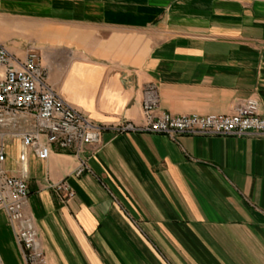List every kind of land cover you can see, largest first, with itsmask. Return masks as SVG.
Wrapping results in <instances>:
<instances>
[{"label":"crops","instance_id":"obj_1","mask_svg":"<svg viewBox=\"0 0 264 264\" xmlns=\"http://www.w3.org/2000/svg\"><path fill=\"white\" fill-rule=\"evenodd\" d=\"M14 55L37 50L48 83L106 129L78 156L7 140L47 264H264V136L116 132L144 123V88L174 115L264 116V0H0ZM14 46V47H13ZM81 161L88 169L77 174ZM73 191L65 200L52 184ZM1 264H24L0 210Z\"/></svg>","mask_w":264,"mask_h":264},{"label":"built area","instance_id":"obj_2","mask_svg":"<svg viewBox=\"0 0 264 264\" xmlns=\"http://www.w3.org/2000/svg\"><path fill=\"white\" fill-rule=\"evenodd\" d=\"M160 101L157 85L148 84L142 97L144 123L124 122L113 129L118 133H160L173 140L182 135L264 136V116L255 98L236 105L230 114L211 115H174L160 110ZM105 129L54 90L37 50L29 49L22 59L0 43V210L7 215L24 264H47V258L36 223L25 210L29 199L26 177L10 175L4 168L7 140H21V161L29 150L47 159L53 147L79 156L86 146L102 144ZM86 169L88 165L81 161L77 174ZM51 188L65 200L73 196L65 182Z\"/></svg>","mask_w":264,"mask_h":264},{"label":"rangeland","instance_id":"obj_3","mask_svg":"<svg viewBox=\"0 0 264 264\" xmlns=\"http://www.w3.org/2000/svg\"><path fill=\"white\" fill-rule=\"evenodd\" d=\"M0 41H5L6 45H14V17L0 15Z\"/></svg>","mask_w":264,"mask_h":264}]
</instances>
